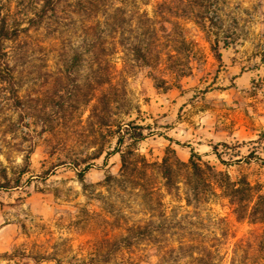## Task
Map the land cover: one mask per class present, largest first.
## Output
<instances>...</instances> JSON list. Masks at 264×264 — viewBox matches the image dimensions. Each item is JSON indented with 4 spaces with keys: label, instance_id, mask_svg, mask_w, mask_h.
<instances>
[{
    "label": "rangeland",
    "instance_id": "374dc122",
    "mask_svg": "<svg viewBox=\"0 0 264 264\" xmlns=\"http://www.w3.org/2000/svg\"><path fill=\"white\" fill-rule=\"evenodd\" d=\"M40 2L6 3L25 28L7 42L22 52L17 105L0 83V264H156L179 242L207 245L214 264H264V222L237 218L218 188L187 203L184 169L179 188L168 190L157 167L163 157L186 162L193 149L231 180H246L249 205L264 207V0H212L203 17L195 0L113 1L124 12L106 20L101 67L109 62L112 82L101 86L93 16L60 0L56 28L28 26ZM142 11L149 20L137 18ZM135 36L149 43L154 66L131 59ZM128 121L146 135L134 144L125 136L121 148L133 149L144 172L121 175L114 130ZM150 221L151 237L104 247ZM171 256L170 264L190 260Z\"/></svg>",
    "mask_w": 264,
    "mask_h": 264
},
{
    "label": "trees",
    "instance_id": "16d2710c",
    "mask_svg": "<svg viewBox=\"0 0 264 264\" xmlns=\"http://www.w3.org/2000/svg\"><path fill=\"white\" fill-rule=\"evenodd\" d=\"M40 4H37L34 8L32 16H26V22L28 26L37 27L40 24L45 23L47 27L50 25H59L57 20H54V16L57 13V7L60 0H40ZM113 1H118L124 4L128 0H77L80 9L85 15L93 16V63H95L99 69L95 76L97 86H101L104 83L112 82V75L108 65H106L105 71H102V64L107 63L108 59L105 57L104 35L109 33V27L107 19L111 18L113 12L117 13L119 19L122 16L124 10L121 8H113ZM197 7L196 16L203 17L206 13L208 5L212 0H195ZM7 0H0V83H2V89L13 105L19 103L16 86V65L20 64L22 58V52L15 48L7 46L8 41H16L19 37V33L25 27H20L19 22L21 19L13 18L10 16V12L6 7ZM113 9V10H112ZM118 10L117 12L114 10ZM27 14V13H26ZM200 14V15H199ZM138 17L144 16L149 20L146 11L135 12ZM100 17L102 20H100ZM120 22V20H119ZM103 24V28L98 29V26ZM105 31V32H104ZM152 34H156V28L152 26L149 28ZM122 43V42H121ZM152 48L149 43L144 42L139 37L135 36V40L130 42L129 52L131 59L138 62L140 66H154L151 63ZM125 55V53H123ZM216 56L220 57V54L216 52ZM126 60L123 57V69H125ZM108 69V70H107ZM153 75V79L158 84L164 82L163 78H159ZM105 94L101 92L98 96L97 102H102ZM105 103V101H103ZM144 126L141 124H135L133 121L116 125L114 130L116 135V146L114 151L119 153L120 156V174L124 175L131 169L144 172L143 166H136L134 163L136 160L133 158V149H122L124 137L126 136L134 144L145 137ZM212 152L216 155L220 162H223L220 152L217 146L213 145ZM254 154H249L248 158H252ZM256 157V156H253ZM163 184L168 190H176L179 188V172L178 169H184L183 185L185 200L187 203L191 201H199L205 199L208 194L213 193L215 188H218L222 194L228 196L230 203L234 205V212L237 214V218L248 217L252 223L264 222V207L259 208V202L256 201L252 206L249 205V198L251 197V186L246 180L233 181L228 174L223 171H218L209 162L202 160L201 156L193 149L190 151V156L186 162L175 159L174 162H170L167 157H163L161 162L157 165ZM86 167L83 169L85 171ZM83 173V172H82ZM81 173V174H82ZM108 177H113L108 174ZM5 186V185H4ZM258 198H264L259 196ZM250 207V209H249ZM152 221L144 225H133L128 227L127 234L111 241L104 240L103 244L109 250L116 251L122 246H129L133 243V240H139L146 237H151L154 230ZM184 252L189 257L188 264H214L213 251L206 245L191 244L179 242L177 246H169L165 248L164 252L159 256V260L156 264H170L173 262V252ZM184 257V256H183ZM186 257V256H185ZM187 261V258H186ZM185 261V262H186ZM109 257H93L92 264H108Z\"/></svg>",
    "mask_w": 264,
    "mask_h": 264
}]
</instances>
